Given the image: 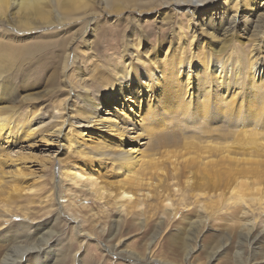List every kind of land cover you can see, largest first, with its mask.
Here are the masks:
<instances>
[{
  "label": "rangeland",
  "instance_id": "obj_1",
  "mask_svg": "<svg viewBox=\"0 0 264 264\" xmlns=\"http://www.w3.org/2000/svg\"><path fill=\"white\" fill-rule=\"evenodd\" d=\"M178 1L25 0L20 7L0 0V121L14 134L0 137V190H5L0 192V263L20 257L19 264H264V205L248 198L264 195V0H211L196 13ZM216 5L206 19L205 9ZM168 58L182 59L181 69L174 68L180 70L178 78L188 70L191 87L176 79L171 84L173 90L183 88L182 100L188 101L193 92L191 108L182 112L176 107V95L175 106L166 105L173 91L165 90L156 114L144 115L141 136L129 133L118 141L112 136L106 149H96V138H101L79 132L76 124L94 112L92 107L98 108L105 92L116 90L117 81L107 78L127 65L147 66L149 60L160 69ZM217 63L227 82L203 85L220 69ZM260 68L263 75L258 76ZM148 98L143 95L142 102ZM111 113L102 106L94 114L111 118ZM214 143L229 149L223 151L228 163L222 153L213 158L205 152L211 144L216 147ZM194 144L199 146L192 149ZM126 150L133 160L139 155L147 163L155 161L145 165L142 160L141 166L130 169L131 176L134 171L148 184L133 188L138 191L132 190V201L118 195L113 200L95 198L85 177L113 192L131 182L116 155ZM191 153L201 156L190 159ZM254 154L256 165L261 161L254 167L257 171L232 175L236 181L224 173L235 167L234 159L244 162L256 158ZM70 169L85 176L77 183L70 175L78 173ZM187 178L192 185H186ZM238 179H245L251 190L235 184ZM240 195L248 199L237 204ZM38 230L43 235L55 232L47 241L51 250L45 255L33 249L25 253V248H33ZM254 234L258 237L252 243Z\"/></svg>",
  "mask_w": 264,
  "mask_h": 264
},
{
  "label": "bare ground",
  "instance_id": "obj_2",
  "mask_svg": "<svg viewBox=\"0 0 264 264\" xmlns=\"http://www.w3.org/2000/svg\"><path fill=\"white\" fill-rule=\"evenodd\" d=\"M4 3H6V4H8V3H16V4H18L20 7L23 5V4H26V2H24L25 0H2ZM27 1H29V0H27ZM211 0H179L178 2L179 3H184V4H186L187 6H189V7H191L192 8V11H194V13H196V11L198 10H201V9H203L202 11H204V8H206L207 7V5L209 6V5H211V3L209 4V2H210ZM213 1V0H212ZM228 0H225L224 2H222L223 4H225L226 2H227ZM250 3L252 4V3H255V1L254 0H251L250 1ZM206 6V7H205ZM219 7V5H216V6H212L211 8H209V9H205L206 11L203 13V15H205L204 17H206V19H208V17H210L211 15L210 14H212V13H214L213 12V10H215V9H217ZM238 7V6H237ZM238 9V8H237ZM207 13H210V14H207ZM197 17H199V16H197V15H195V18H197ZM225 18V17H224ZM233 18V17H232ZM234 19V18H233ZM235 21V20H234ZM56 22V21H55ZM194 22V21H193ZM223 23V22H222ZM215 26V25H214ZM203 30V29H202ZM213 30V29H212ZM215 31V30H214ZM222 50V49H221ZM220 52V51H219ZM218 52V53H219ZM211 53V52H210ZM174 54V53H173ZM176 54V53H175ZM171 55V54H170ZM212 55H214V54H212ZM172 56V55H171ZM170 56V57H171ZM220 56H221V54H219L217 57H219L220 58ZM178 58V57H177ZM198 58V57H197ZM214 58H216V56L214 55ZM213 58V59H214ZM223 58V57H222ZM180 59V58H179ZM179 59H175V58H168V59H166V61L164 62L163 61V63H160V69H159V67L158 66H156V65H151L152 64V61L151 60H149V62H147V66H133V67H129L128 65L127 66H125V67H123V68H120V69H117V71L115 72L116 73V75H112V76H115V77H112V78H107L108 80H114V81H117V88H116V90H112V91H108V92H105L103 95H102V102L100 103V105L98 106V108H93L92 107V109H93V111L94 112H89V114H88V116L85 118V119H83V120H81V122H79L78 124H76L77 125V127H79L80 129H78V131L79 132H83V130H86V132H89L90 134H92V135H94V137H96V136H99L101 139H99L98 140V138H96L97 140H96V144H95V147H97L96 149H99V148H101V149H106V147H108L109 145H110V141H111V137L112 136H115V140H117L118 138H119V136H123V135H125V134H127V135H129V133H135V135L134 136H141L142 134H141V130L143 131L144 129H145V125H144V121L142 120V119H144V115L145 114H151V115H153L157 110H158V108H159V106H160V102H161V96L164 94V93H166V91L165 90H170L171 91V93H172V91H173V94H168V95H170V96H168L166 99H165V104L166 105H170V106H175V105H173L174 104V102H175V100H176V96L179 98L178 99V101H177V103H176V107H178L182 112L183 111H185V112H187V109H190L191 108V102L189 101L191 98H192V95H193V92H191V91H189V94H188V97L190 96V99L188 100V101H185V100H182V95L185 93H183V88L181 89V90H179L178 89V87H177V89L179 90V91H177L176 89H174L173 90V87H172V84H171V81H172V79H176V82L179 84H184L186 87L188 86H190L189 85V83H190V81H189V78H188V70L186 71V73H185V75L186 76H182L181 78H178V75L180 74V70H178V69H181V67H182V65H183V63H181V60H179ZM220 60V59H219ZM161 61H162V59H161ZM200 61V60H199ZM202 61V60H201ZM225 61V60H224ZM226 61H227V59H226ZM189 62V61H188ZM194 62V61H193ZM208 62V61H207ZM223 62V61H222ZM109 63V62H108ZM199 63V62H198ZM227 63V62H226ZM156 64V63H155ZM186 64V63H185ZM193 64V63H192ZM204 64V63H203ZM206 64V63H205ZM215 64V63H214ZM201 65V64H200ZM251 65V64H250ZM249 65V66H250ZM264 65V64H263ZM204 66V65H203ZM162 67V68H161ZM217 67H218V71H216V72H214V75L213 76H210L209 78L207 77L206 79V82L204 83L203 82V85H205V84H209L210 85V83L211 82H223V84L221 85V86H223L224 85V83H226L224 80H223V75H224V73H225V70L220 66V63H217ZM251 67V66H250ZM253 67V66H252ZM174 68H178V69H174ZM185 68H186V65H185ZM259 68V67H258ZM187 69H190V65L188 64L187 65ZM204 69H205V67H204ZM202 70H203V67H202ZM115 71V70H114ZM183 71V70H182ZM194 71V70H193ZM242 71V70H241ZM162 72L164 73V77H163V74H162ZM248 72V71H247ZM205 73H207V71L205 72ZM213 73V72H212ZM175 74L177 75V77L175 76ZM201 74V73H200ZM204 74V73H203ZM259 74H262V70H261V68L258 70V76H259ZM264 74V73H263ZM262 74V75H263ZM106 75V74H105ZM108 75V74H107ZM198 75V74H197ZM196 75V76H197ZM243 75V74H242ZM96 76V75H95ZM95 76H94V78H95ZM228 76V75H227ZM240 76V75H239ZM256 76V75H255ZM97 77V76H96ZM102 77H104V76H102ZM201 77V76H200ZM206 77V76H205ZM240 78H242V77H240ZM97 79H99V78H97ZM106 79V78H105ZM205 79V78H204ZM260 79V78H259ZM101 80H103V79H101ZM173 80V81H174ZM106 81V80H105ZM200 81V80H199ZM205 81V80H204ZM245 81V80H244ZM251 81H252V79H251ZM102 82V81H101ZM254 82V81H253ZM98 83H100V81L98 82ZM234 83V82H233ZM251 83V82H250ZM260 84V83H259ZM100 85V84H99ZM235 85V84H234ZM251 85H252V83H251ZM182 87V86H181ZM187 87V88H188ZM191 87V86H190ZM193 87V91H195V87L194 86H192ZM203 87V86H202ZM234 87V86H233ZM255 87V86H254ZM260 87V86H259ZM185 88V87H184ZM205 88V87H204ZM210 88V87H209ZM213 88V87H212ZM226 88V87H225ZM239 89V88H238ZM190 90V89H189ZM208 89H206V92H208L207 91ZM210 90V89H209ZM252 90H254V89H252ZM262 90V89H261ZM241 91V90H240ZM205 92V93H206ZM211 92V91H210ZM257 92V91H256ZM183 93V94H182ZM197 94V93H196ZM143 95H146V96H148L149 98L147 99V101L146 102H142V96ZM176 95V96H175ZM206 95V94H205ZM210 95V94H209ZM166 97V96H165ZM202 97V96H201ZM208 97V96H207ZM205 98H206V96H205ZM184 99V98H183ZM207 99V98H206ZM233 99V98H232ZM198 100V99H197ZM203 100H205L204 98H203ZM215 100V99H214ZM207 100H205V101H203V102H206ZM222 101H224L223 100V98H222ZM241 101V100H240ZM220 102H221V100H220ZM254 102H256V101H254ZM200 103V102H199ZM210 103V102H209ZM208 103V104H209ZM224 103H225V101H224ZM254 104V103H253ZM204 106H205V103L203 104ZM203 105H202V107H203ZM222 105V104H221ZM221 105L219 106V107H221ZM225 105H226V103H225ZM225 105H224V107H225ZM227 105H228V103H227ZM237 105H238V103H237ZM241 105V104H240ZM252 105V104H251ZM255 105V104H254ZM256 105H257V103H256ZM102 106H104L105 107V109L107 108V107H109V108H111L112 109V117L110 118H107V117H102V116H98V115H95L94 113H95V111H99V110H101V107ZM169 106V107H170ZM230 106V105H229ZM200 107V106H199ZM228 107V106H227ZM227 107H225V108H222V109H224V111H225V109L227 108ZM255 107V106H254ZM100 108V109H99ZM163 108L164 109H166L165 108V106L163 105ZM162 107L159 109V110H161V109H163ZM168 108V107H167ZM204 108V107H203ZM240 108V107H239ZM201 108H199V110H200ZM237 109V108H236ZM250 109V108H249ZM253 109V108H252ZM251 109V110H252ZM125 110V111H124ZM176 110V109H175ZM175 110H173V111H175ZM204 110V109H203ZM203 110H201L202 112H203ZM219 110V109H218ZM226 110H229V109H226ZM234 110V109H233ZM261 110V109H260ZM167 111H168V109H167ZM201 111H199V112H201ZM205 111H207V110H205ZM248 111V110H247ZM255 111V110H254ZM166 112V111H165ZM180 112V111H179ZM208 112V111H207ZM212 112V111H211ZM226 113H227V111H225ZM224 112V113H225ZM236 112V111H235ZM257 112V111H256ZM255 112V113H256ZM260 112V111H259ZM169 113H170V111H169ZM176 113V112H175ZM190 113V112H189ZM156 114V113H155ZM174 114V113H173ZM183 114V113H182ZM188 114V113H187ZM186 114V115H187ZM203 114V113H202ZM206 115H207V113H205ZM222 114V111H221V113H220V115ZM228 114V113H227ZM226 114V115H227ZM242 114V113H241ZM256 114H258V113H256ZM176 115H178V113L176 114ZM175 115V116H176ZM181 115V114H180ZM184 115V114H183ZM196 115V114H195ZM200 115V114H199ZM223 116H224V114H222ZM133 116H135V117H137L138 116V119H134V117ZM174 116V115H173ZM173 116H171L172 118H173ZM201 116V115H200ZM203 116V115H202ZM228 116V115H227ZM242 116V115H241ZM85 117V116H84ZM113 117L115 118V119H113ZM158 117V116H157ZM180 117V116H179ZM182 117V116H181ZM180 117V118H181ZM185 117V116H184ZM177 118H178V116H177ZM187 118H189V116L187 117ZM203 118V117H202ZM209 118V117H208ZM243 118H244V116H243ZM184 119V118H183ZM182 119V120H183ZM197 119V118H196ZM226 119V118H225ZM239 119V118H238ZM242 119V118H241ZM264 119V118H263ZM169 120H171V119H169ZM175 120V119H174ZM179 120V119H178ZM184 120H186V119H184ZM205 120V119H204ZM203 120V121H204ZM253 120V119H252ZM260 120V119H259ZM200 121V120H199ZM225 121V120H224ZM235 121V120H234ZM110 122V123H109ZM152 122V121H151ZM155 122V121H154ZM159 122V121H158ZM169 122V121H168ZM174 122V121H173ZM186 122H187V120H186ZM252 122V121H251ZM3 120L2 121H0V137H1V135H2V137H5L6 139L8 138V136L9 135H11V133H12V131H7V129L8 128H5L6 127V124H4V127H2V125H3ZM23 123V122H22ZM25 123V122H24ZM61 123V122H60ZM135 123H137V124H139L138 126H140V128H138V133L136 134V130L134 131V128H135ZM157 123V122H156ZM176 123V121L174 122V124ZM203 123V122H202ZM259 123V122H258ZM173 124V125H174ZM220 124V123H219ZM75 125V126H76ZM163 125V124H162ZM175 125H177V124H175ZM174 125V126H175ZM182 125H183V122H182ZM186 125V124H185ZM235 125H236V123H235ZM259 125V124H258ZM145 126V127H144ZM244 126V125H243ZM246 126V125H245ZM245 126L243 127V128H245ZM256 126V125H255ZM254 126V127H255ZM9 127V126H8ZM22 127V126H21ZM137 127V126H136ZM151 127V126H150ZM160 128H161V126H159ZM176 127V126H175ZM241 127V126H240ZM251 127V126H250ZM144 128V129H143ZM155 128V127H154ZM154 128H152V129H154ZM163 128H164V125H163ZM162 128V129H163ZM249 128V127H248ZM252 128V127H251ZM34 128H32L31 130H33ZM148 129V128H147ZM150 129V128H149ZM165 129V128H164ZM9 130V129H8ZM216 130V129H215ZM225 130V129H224ZM238 130V129H237ZM251 130V129H250ZM130 131H133V132H130ZM153 131V130H152ZM162 131V130H161ZM4 132H6V133H4ZM143 132H145V131H143ZM218 132V131H217ZM226 132H227V130H226ZM20 133V131L16 134V135H18ZM84 133V132H83ZM149 133V132H148ZM159 133V132H158ZM234 133H236V132H234ZM238 133V132H237ZM240 133V132H239ZM246 133H247V131H246ZM259 133V132H258ZM13 134V133H12ZM60 134V133H59ZM85 134V133H84ZM144 134H147V133H144ZM220 134H222L221 133V131H220ZM224 134V133H223ZM14 135V134H13ZM215 135V134H214ZM242 135V134H241ZM247 135V134H246ZM263 135L264 134H261V136L263 137ZM65 136V135H64ZM104 136V137H103ZM226 136V135H225ZM244 136V135H243ZM249 136V135H248ZM253 136H255V135H253ZM1 137V138H2ZM12 137V136H11ZM66 137V136H65ZM109 138L108 140L106 139V138ZM130 137V136H129ZM229 137V136H228ZM240 137V136H239ZM246 137V136H245ZM68 138V137H67ZM131 138V137H130ZM140 138V137H139ZM226 138V137H225ZM70 139V138H69ZM128 139V138H127ZM135 139V138H134ZM223 139V138H222ZM256 139V138H255ZM136 140V139H135ZM242 140V139H241ZM244 140H245V138H244ZM249 140H250V138H249ZM249 140H247L248 141V143L252 140L253 141V139H251L250 141ZM2 141V140H1ZM7 142H9L10 140L8 139V140H6ZM5 141V142H6ZM89 141H90V139H89ZM113 141V140H112ZM118 141V140H117ZM137 141V140H136ZM204 141H206V140H204ZM225 141V140H224ZM227 141V140H226ZM225 141V142H226ZM246 141V142H247ZM68 142V141H67ZM224 142V143H225ZM242 142V141H241ZM207 143H209V142H207ZM224 143H222V144H224ZM230 143V142H229ZM206 144V143H205ZM204 143H203V145H205ZM213 144V143H212ZM212 144L211 145H209L208 147H214V146H212ZM216 143H214V145H215ZM219 144V143H218ZM226 144H228V142L226 143ZM251 144V143H250ZM250 144H248V146H250L251 147V145ZM256 144V143H255ZM258 144H259V142H258ZM91 145V144H90ZM112 145V144H111ZM191 144H189V146H190ZM195 145H197V146H199V144H194V146H192V149H194L193 147H195ZM202 145V146H203ZM225 145V144H224ZM231 145V144H230ZM237 145V144H236ZM252 145H253V143H252ZM93 146V145H92ZM201 146V145H200ZM216 146V145H215ZM220 146H221V144H220ZM220 146H216V147H220ZM226 146V145H225ZM244 146V145H243ZM255 146V145H254ZM257 146V145H256ZM118 148H119V146H117ZM207 147V148H208ZM208 148L207 149V151H205V152H209V154H210V156L212 157V155L211 154H214L213 155V158L215 157V156H217V155H215V154H223V151H227V152H229V149H223L222 147H220V148H222V149H217L216 147H214V149L213 148ZM226 147H229V146H226ZM234 147V146H233ZM242 147V146H241ZM245 147V146H244ZM247 147V146H246ZM250 147H248V148H250ZM200 148V147H199ZM225 148V147H224ZM235 148V147H234ZM197 149V148H196ZM242 149V148H241ZM254 149V148H253ZM110 150H112L111 148H110ZM117 150V149H116ZM234 150V149H233ZM235 150H237V149H235ZM245 150V149H244ZM243 150V151H244ZM254 150H256V149H254ZM107 151H108V149H107ZM133 151V150H132ZM131 151V152H132ZM136 151H138V150H136ZM136 151H135V154H137L136 153ZM193 151V150H192ZM241 151V150H240ZM242 151V152H243ZM247 151V150H246ZM253 151V150H252ZM258 151H260V150H258ZM106 152V151H105ZM109 152V151H108ZM118 152V151H117ZM116 152V153H117ZM124 152H128L127 150L126 151H123V153H120V154H116L117 156H119V158L118 159H120V160H118L119 161V163H120V166L122 167V169H123V171H124V173L125 174H127V175H130L131 174V168H135L136 169V167H139V166H141L142 165V160L139 158V155H138V157L135 159V160H133V157H131L130 155L129 156H127V155H125L126 153H124ZM196 152V151H195ZM248 152H249V150H248ZM255 152V151H254ZM253 152V153H254ZM261 152V151H260ZM259 152V153H260ZM102 153H103V151H102ZM102 153L100 154L101 156H102ZM190 153V152H189ZM238 153V152H237ZM247 153V152H246ZM245 153V154H246ZM257 153V152H256ZM255 153V154H256ZM258 153V154H259ZM106 154H108V153H106ZM111 154H113V152H111ZM115 154H113V155H115ZM148 154V153H147ZM151 155H152V153H150ZM150 154L148 155V156H150ZM195 154V153H194ZM208 154V153H207ZM206 154V156H208L209 157V155H207ZM234 154H235V152H234ZM239 154H240V152H239ZM241 154H243V153H241ZM254 154V155H255ZM258 154H256L257 156H258ZM109 155V154H108ZM121 155V156H120ZM145 154H141L140 155V157L142 156V157H145L144 156ZM154 155V154H153ZM152 155V156H153ZM224 155H226V154H223L222 156L225 158L226 156H224ZM230 155V154H229ZM244 155V154H243ZM248 155V154H247ZM246 155V156H247ZM253 155V154H252ZM256 155H255V157H256ZM261 155H263V154H261ZM111 156V155H110ZM136 156V155H135ZM151 156V157H152ZM201 155H199L198 153L197 154H195V156H193L192 155V153L190 154V156H189V158L191 159H195L196 157L198 158V157H200ZM238 156V155H237ZM240 156H242V155H240ZM250 156V155H249ZM106 157V156H105ZM115 157V156H114ZM147 157V156H146ZM203 157V156H202ZM218 157V156H217ZM110 158V157H109ZM111 158H112V156H111ZM154 158V157H153ZM152 158V159H153ZM187 158V157H186ZM204 158V157H203ZM203 158H202V160H203ZM206 158V157H205ZM219 158V157H218ZM224 158H223V160H224ZM231 158V157H230ZM236 158V157H235ZM244 158V157H243ZM252 158V159H251ZM258 158H260V157H258ZM93 159V158H92ZM106 159V158H105ZM116 159V158H115ZM115 159H111V160H115ZM156 158H154V160H155ZM188 159V158H187ZM190 159H188V160H190ZM261 159V158H260ZM103 160V159H102ZM145 160V159H144ZM143 160V161H144ZM148 160H150V158L148 159ZM188 160H187V163H188ZM218 160V159H217ZM222 160V159H221ZM226 163H228V160H227V157H226ZM242 160V158L240 159H234V161H235V167L234 166H231V167H234V168H229L227 171H225L224 173L226 174V175H229V176H231V177H229V178H233V176L235 175V174H238L239 175V177H241L240 175H246V174H248V172H250V171H257L256 170V168H254V167H256V166H259L260 165V163H261V161H259L260 163H258V165H256L257 164V161L259 160V159H257V157L256 158H254L253 156H251V157H249V158H244V162L243 161H241ZM52 161V160H51ZM61 161V160H60ZM59 161V162H60ZM146 161V160H145ZM198 160H196V162H197ZM201 161V160H200ZM199 161V162H200ZM209 160L207 159V161L206 162H208ZM210 161H211V159H210ZM209 161V162H210ZM216 161V159L214 160V162ZM90 162V161H89ZM106 162V161H105ZM108 162V161H107ZM113 162H115L116 163V161H113ZM113 162H112V164H113ZM192 161H189V166H191V164H194V162L193 163H191ZM198 162V164H200ZM206 162L204 161V163L206 164ZM211 162H213V160L211 161ZM219 161H217V163H218ZM223 162V161H222ZM230 162V161H229ZM263 162H264V160H263ZM63 163V162H62ZM61 163V164H62ZM118 163V162H117ZM145 163H147V161L145 162ZM144 163V164H145ZM150 163V165L153 163V161H151L150 160V162H148L147 164H145V165H148ZM154 163H155V161H154ZM153 163V164H154ZM158 163V161L156 162V164ZM105 164V163H104ZM111 164V163H110ZM112 164H111V166L110 167H113L112 166ZM152 164V165H153ZM202 164V163H201ZM201 164H200V166H201ZM219 164H221V163H219ZM231 164H233V163H231ZM116 165V164H115ZM155 165V164H154ZM158 165V164H157ZM156 165V166H157ZM204 165V164H203ZM211 167H212V164H209ZM217 165V164H216ZM194 167L196 166V168H197V165H193ZM192 166V167H193ZM207 166V164L205 165V167ZM210 166H209V168H210ZM229 166V165H228ZM262 166H264V165H262ZM108 167V166H107ZM119 167V166H118ZM185 167H186V163H185ZM188 167V166H187ZM193 167V168H194ZM69 168V167H68ZM114 168V167H113ZM113 168H111V169H113ZM117 168V167H116ZM120 168V167H119ZM144 169H145V166L143 167ZM143 168H141V169H143ZM149 168V167H148ZM153 168H155V167H153ZM198 168H199V165H198ZM197 168V169H198ZM208 168V167H207ZM206 168V169H207ZM132 169V170H133ZM140 169V168H139ZM146 169H147V167H146ZM151 169V168H150ZM149 169V170H150ZM157 169V168H156ZM155 169V170H156ZM159 169V168H158ZM187 169V168H186ZM192 169V168H191ZM206 169L204 170V171H206ZM217 169V168H216ZM224 169H226V168H224ZM71 171H73V169H70ZM115 170V169H114ZM148 170V171H149ZM183 170V169H182ZM196 170V169H195ZM209 170V169H208ZM80 171H82V170H80ZM145 171V170H144ZM147 171V170H146ZM147 171V172H148ZM199 174H200V171L201 170H196ZM63 172V174L65 175L66 173H64L65 171L63 170L62 171ZM68 172V171H67ZM74 173L75 172H77L78 173V175H75V174H72V175H70V176H72L71 178L75 181V182H79V181H81V177L82 176H85L83 173H81V172H79L78 170H75L74 169V171H73ZM136 172V171H135ZM139 172V171H138ZM143 172V171H142ZM146 172V173H147ZM157 172V171H156ZM160 172H161V170H160ZM192 172V171H191ZM190 172V173H191ZM210 172H213V171H211V168H210ZM209 172V173H210ZM159 173V172H158ZM157 173V174H158ZM197 173V175H199ZM215 173V172H214ZM232 173H234V174H232ZM254 173V172H253ZM68 174H71V173H68ZM67 174V175H68ZM89 174V173H88ZM117 174V173H116ZM120 174V173H119ZM145 174V173H144ZM156 174V173H155ZM208 174V173H207ZM213 174V173H212ZM219 174H220V172H219ZM221 174H223V173H221ZM52 175V174H51ZM91 174H89V175H87V176H90ZM93 175V174H92ZM114 175V174H113ZM123 175V174H122ZM127 175H126V177H127ZM174 175H175V173H174ZM209 175V174H208ZM211 175V174H210ZM233 175V176H232ZM249 175H251V174H249ZM256 175V174H255ZM98 176V175H97ZM118 176V175H117ZM142 175H140V177H141ZM201 177H203V176H205V175H200ZM225 176V175H224ZM237 176V175H236ZM247 176V175H246ZM245 176V177H246ZM126 177H123L124 178V180H125V178ZM129 177H132V179H130V178H126V180H131V182L128 184V186L127 187H124V185H121L120 187L119 186H117V189H116V191H110L111 189H106L105 187H101L100 185L98 186V183L94 180V179H92V178H90V177H85V182L84 183H87V185L89 184V188L91 189V193L93 194V196H95V198H98V199H102V198H105V197H111L112 196V200H113V198H115L116 197V195H118L119 196V199L120 198H122V199H126V200H130V201H132V200H134L136 197L133 195V194H135V193H133L132 194V190H135V191H138V189H133L134 187H136V188H140V189H142L141 187H142V184H148V181H145V182H143L142 181V178H139V177H137V176H135L134 175V171H133V173H132V176L130 175ZM209 177V176H208ZM238 177V176H237ZM250 177V176H249ZM81 178V179H80ZM147 177H146V175H145V178L144 179H146ZM205 178H207V177H204V179ZM220 178V177H219ZM222 178V177H221ZM226 178V177H225ZM84 179V178H83ZM96 179V178H95ZM201 179H203V178H201ZM212 179V178H211ZM234 179V178H233ZM97 180V179H96ZM98 180H100V179H98ZM125 180V181H126ZM206 180V179H205ZM220 180V179H219ZM225 180V179H224ZM235 181H236V179H234ZM241 180V181H240ZM238 179V181L239 182H236L235 183V181H234V183L235 184H237V183H243V184H245V188H244V190L246 191V189H248V190H251V186H249V184L246 182V180L245 179ZM73 181V182H74ZM105 181V180H104ZM110 181H112V180H110ZM162 181V180H161ZM161 181H159V182H161ZM51 182H52V179H51ZM77 182V183H78ZM83 182V181H82ZM99 182V181H98ZM128 182V181H127ZM185 182H186V185L187 186H189V184H191V182H192V179H190V178H187L186 180H185ZM229 182V181H228ZM231 182H233V181H231ZM76 183V185H78ZM83 183V184H84ZM104 183V182H103ZM102 183V184H103ZM106 183H107V181H106ZM73 184V183H72ZM75 184V183H74ZM80 184H82V183H80ZM212 184L214 185L215 183L214 182H212ZM211 184V185H212ZM235 184H234V186H235ZM86 185V186H87ZM107 185V184H106ZM192 185V184H191ZM210 185V186H211ZM223 185V187H224V184H222ZM226 186V185H225ZM227 186H228V184H227ZM230 186V185H229ZM194 187V186H193ZM207 187V186H206ZM220 187V186H219ZM231 187H233V185H231ZM236 187V186H235ZM244 187V186H243ZM205 188V187H204ZM204 188H202V189H204ZM210 188V187H209ZM238 188H240V187H238ZM237 188V189H238ZM221 189V188H220ZM237 189L235 190V191H237ZM5 190L4 189H2V191L0 190V192L3 194V192H4ZM17 192H18V190H17ZM60 192V191H59ZM134 192V191H133ZM230 192H231V190H230ZM239 192V191H238ZM249 192V191H248ZM254 192V191H253ZM264 192V191H263ZM231 193H233V192H231ZM237 193V192H236ZM235 193V194H236ZM245 193V192H244ZM248 194V193H247ZM233 195H234V193H233ZM233 195H231V196H233ZM238 195V194H237ZM243 195V194H242ZM242 195H240L239 196V200H237L238 202H237V204H239V203H241V202H243L244 200H247L248 198L251 200V201H253L254 200V202L256 203V204H258V206H262V205H264V195H263V197H260V196H258V197H252V196H248V198L247 199H244L245 197H243ZM250 195V194H249ZM252 195V194H251ZM236 196V195H235ZM233 197V198H235L236 199V197ZM12 198H13V196H12ZM221 198H222V196H221ZM233 198H231V199H233ZM237 198H238V196H237ZM14 199V198H13ZM229 201V200H228ZM228 201H226V202H228ZM233 201H235V200H233ZM126 202V201H125ZM128 202V201H127ZM253 202V203H254ZM130 203V202H129ZM128 203V204H129ZM230 203V202H229ZM228 203V204H229ZM250 203V202H249ZM6 204V203H5ZM12 204V203H11ZM123 204V203H122ZM127 204V203H126ZM166 204H170L168 201L166 202ZM231 204V203H230ZM243 204V203H242ZM248 204V203H247ZM251 204V203H250ZM47 205V204H46ZM124 205V204H123ZM222 205V204H221ZM235 205V204H234ZM255 205V204H254ZM126 206V205H125ZM240 206V208H243V207H241V205H238V207ZM128 207V206H127ZM126 207V208H127ZM135 207V206H134ZM219 208H220V206H219ZM60 209V208H59ZM137 209V208H136ZM218 209V208H217ZM262 209H264V208H262ZM219 210V209H218ZM234 210H236V208L234 209ZM127 211V210H126ZM128 213V212H127ZM239 214V213H238ZM1 220V219H0ZM29 226V225H28ZM19 228V227H18ZM15 229V228H14ZM39 231V230H38ZM43 231V230H42ZM40 232V231H39ZM25 233V232H24ZM27 233V232H26ZM40 234V235H39ZM38 235V237L36 238V239H34L36 242H35V244H31L32 245V247L33 248H25V253H27L28 254V252H31L32 251V249H33V252H36V253H38V254H40V253H43V255H45L44 253H48L49 252V250H51V248H49L50 246H48L47 245V241L48 240H50V239H54V234H55V232L54 231H51L50 230V232H48L47 234H45V235H43L44 233H39ZM3 235V234H2ZM9 235V234H8ZM35 235V234H34ZM58 236V235H57ZM12 237V236H11ZM252 238H250V240H251V242L253 243V242H255V240H257V235L256 234H254V235H252L251 236ZM9 238V237H8ZM14 238V237H13ZM249 238V237H248ZM30 241V240H29ZM18 242V241H17ZM33 245H35V246H33ZM29 246V245H28ZM58 250V249H57ZM23 251V250H22ZM24 252V251H23ZM22 252V253H23ZM18 254V253H17ZM20 255V254H19ZM42 255V256H43ZM9 256V255H8ZM13 256V255H12ZM21 256V255H20ZM37 256H39V255H37ZM64 256V255H63ZM62 257V256H61ZM16 257H14V258H10L11 260L9 261V258L6 260L7 262H1L0 264H19V262H20V257L16 260L15 259ZM57 258V257H56ZM64 260V259H63ZM5 261V260H4ZM60 262V261H59ZM62 262V261H61ZM55 263V262H54ZM21 264V263H20Z\"/></svg>",
  "mask_w": 264,
  "mask_h": 264
}]
</instances>
